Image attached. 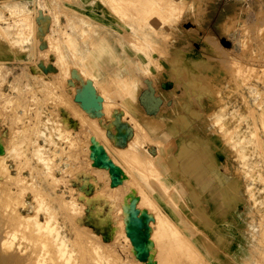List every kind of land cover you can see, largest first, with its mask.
<instances>
[{
  "label": "rangeland",
  "instance_id": "obj_1",
  "mask_svg": "<svg viewBox=\"0 0 264 264\" xmlns=\"http://www.w3.org/2000/svg\"><path fill=\"white\" fill-rule=\"evenodd\" d=\"M14 1L0 0V209L33 213L20 202L39 188L76 264L81 248L56 197L104 243L102 264H210L195 247L204 233L192 207L203 200L177 178L193 182L185 143L216 156V185L232 179L218 190L223 207L243 194L235 206L245 237L236 254L219 245L217 264H264V27L255 34L264 0H19L25 16L8 8ZM214 35L220 45L208 50L203 39ZM83 93L98 107L77 99ZM138 103L148 114L164 106L165 123Z\"/></svg>",
  "mask_w": 264,
  "mask_h": 264
},
{
  "label": "bare ground",
  "instance_id": "obj_2",
  "mask_svg": "<svg viewBox=\"0 0 264 264\" xmlns=\"http://www.w3.org/2000/svg\"><path fill=\"white\" fill-rule=\"evenodd\" d=\"M5 1H14V0H5ZM21 1V0H20ZM19 0L14 1L15 4L8 5V8H15L16 12H21L25 15L27 8L25 7L24 3H21ZM110 1V0H108ZM111 1H116L117 4H121V2L125 0H111ZM250 1V0H248ZM185 2V1H184ZM245 2V1H244ZM254 2V1H253ZM260 3V2H259ZM250 6V2L247 3ZM258 3L256 4V6ZM263 5V4H262ZM122 6V5H121ZM248 6V5H247ZM246 6V7H247ZM242 7V6H241ZM113 8V7H112ZM250 8V7H249ZM183 9V8H182ZM13 9L12 11L15 12ZM246 10V9H245ZM251 11V10H250ZM4 12V11H3ZM256 12V11H255ZM254 12V13H255ZM260 13V11H258ZM257 12V13H258ZM21 13L19 15H21ZM263 13V11H262ZM17 14V13H16ZM258 15V14H256ZM255 17V16H254ZM246 18V17H245ZM261 19L262 15L260 16ZM0 19L4 20V16L2 15V12L0 11ZM260 19V20H261ZM240 20V19H239ZM242 20V19H241ZM237 21V20H236ZM243 21V20H242ZM259 21V20H257ZM233 23V22H232ZM244 23V22H243ZM253 23V22H252ZM242 25V24H241ZM247 25V24H246ZM250 25V24H249ZM253 25V24H252ZM256 25V24H255ZM254 25V26H255ZM232 24L230 25V27ZM244 26V25H243ZM223 27V26H222ZM234 27V26H233ZM245 27V26H244ZM244 27L243 30L245 29ZM257 27V26H256ZM264 23L256 28L255 34L260 36L261 30H263ZM247 28V26H246ZM232 29V28H230ZM241 29V27H240ZM229 30V29H228ZM242 32V29H241ZM263 32V31H262ZM204 40V46L209 50L212 48V46L215 44L220 45L218 38L214 35L213 37V42L209 38H205ZM250 52V51H249ZM232 53V52H231ZM162 54V53H161ZM101 55V54H100ZM105 55V54H104ZM106 56V55H105ZM145 56V55H144ZM104 58V57H103ZM144 58V57H143ZM146 58V57H145ZM225 58V57H224ZM148 59V58H147ZM227 59V58H226ZM146 60V59H145ZM223 60V59H222ZM225 61V60H224ZM234 62V60H233ZM147 63V62H146ZM233 64V63H232ZM231 64V65H232ZM237 64V63H236ZM234 64V65H236ZM232 65V66H234ZM237 66V65H236ZM245 66V65H244ZM247 67V66H246ZM248 69V68H247ZM252 69V68H251ZM250 70V69H249ZM253 70V69H252ZM262 70V69H261ZM245 71V70H244ZM251 71V70H250ZM238 72V71H237ZM233 73V72H232ZM247 73V72H246ZM244 73V74H246ZM249 73V72H248ZM253 73V72H252ZM241 74V73H240ZM254 75V74H253ZM241 76V75H240ZM261 76V75H260ZM259 76V77H260ZM242 77V76H241ZM243 80V77L241 78ZM258 80V79H257ZM246 82V81H245ZM260 96V93H259ZM262 96V95H261ZM10 100V99H9ZM92 97L89 95H85L83 98V103L88 104L91 106L92 103ZM97 105L96 102L94 104L92 103V106ZM86 106V105H85ZM84 106V107H85ZM89 106V107H90ZM98 107V106H97ZM221 110V109H220ZM251 111V110H250ZM252 112V111H251ZM46 115V114H45ZM226 115V114H225ZM224 115V116H225ZM49 116V115H48ZM143 116V115H142ZM261 116V115H260ZM144 117V116H143ZM253 117V116H252ZM262 118L259 117V120L261 119L264 121L263 116ZM54 118V117H53ZM49 119V118H48ZM47 119V120H48ZM150 119V118H149ZM46 120V121H47ZM216 120H220V115L216 118ZM215 120V121H216ZM49 122V121H48ZM47 122V123H48ZM54 122V120H53ZM219 123V122H218ZM217 123V124H218ZM261 123V122H260ZM264 123V122H262ZM216 124V123H215ZM54 125L55 122H54ZM222 126V125H221ZM253 127V126H252ZM54 131L52 132L55 135H60L62 134L61 131L63 129H60V126H52ZM222 128V127H221ZM237 129V128H235ZM221 130V129H220ZM18 131V130H17ZM43 132V131H42ZM51 132V131H50ZM226 132V131H225ZM229 132V131H227ZM52 134V133H51ZM227 135V133L225 134ZM224 135V136H225ZM45 136V135H44ZM61 136V135H60ZM232 136V135H231ZM255 136V135H254ZM46 137V136H45ZM249 138H251L249 136ZM253 138V137H252ZM242 141V137L240 138ZM259 139V137L257 138ZM233 140V139H232ZM245 140V139H244ZM228 141V140H227ZM235 142V141H234ZM250 142V141H249ZM236 143V142H235ZM233 144V146L235 145ZM241 143V142H239ZM55 144V143H54ZM248 144V143H247ZM256 144V143H255ZM245 145V144H244ZM38 146V145H37ZM55 147V146H54ZM259 147V146H258ZM17 149V148H16ZM10 150V149H9ZM240 150V149H239ZM11 151V150H10ZM242 151V150H241ZM12 152V151H11ZM45 152L42 150V146L39 145V148L36 147L34 150V154L40 160L43 162V165L46 167V172L50 171V168L52 169V165L50 166L49 160L47 154H44ZM51 153V152H50ZM101 154V153H100ZM34 155V156H35ZM54 155V154H53ZM241 155V154H240ZM239 155V156H240ZM95 156V155H94ZM99 156V154H98ZM242 156V155H241ZM20 157V156H19ZM18 157V159H19ZM100 157V156H99ZM102 157V156H101ZM100 157V158H101ZM252 157V156H250ZM4 157H0V160H3ZM98 158V157H97ZM241 158V157H240ZM17 159V160H18ZM241 160V159H240ZM244 160V159H243ZM3 162V161H2ZM28 162V161H27ZM51 163V162H50ZM1 164V162H0ZM245 164V163H244ZM242 164V165H244ZM6 165V164H3ZM24 166V165H23ZM27 166V165H26ZM107 166V163H106ZM2 167V166H1ZM19 168V167H18ZM26 168V167H25ZM246 168V167H245ZM3 169V168H2ZM5 169V167H4ZM7 170V169H5ZM248 170V169H247ZM51 173V172H49ZM48 173V174H49ZM46 175V174H45ZM50 175V174H49ZM52 175V174H51ZM115 175V174H114ZM117 176V175H116ZM115 176V177H116ZM17 177V176H16ZM48 177V176H47ZM118 178V177H117ZM16 179V178H15ZM20 179V178H19ZM56 179V178H54ZM21 180V179H20ZM124 182L126 179H123ZM15 181V180H14ZM23 181V180H22ZM16 182V181H15ZM49 182V181H48ZM53 182V181H52ZM117 182V181H116ZM119 182V181H118ZM122 182V181H120ZM237 182V180L235 181ZM23 183V182H22ZM249 185V184H248ZM247 185V186H248ZM24 187V186H23ZM28 187V186H27ZM30 187V186H29ZM119 187V186H118ZM117 187V188H118ZM31 188V187H30ZM33 188V187H32ZM39 189V188H38ZM36 188H33V196L32 200L27 201L26 199L21 198L20 202L24 206H29L32 209H34L33 213H25L22 214L16 209H12L11 211H5L4 212L0 209V264H76L74 263L73 260H75L74 255L77 253L76 249L71 247L68 243L67 239V234L63 232V229L57 224V221L54 216V209L51 206V204L45 200V198L42 197L44 194H40L41 190H38ZM63 192V191H62ZM6 193V192H5ZM58 194V193H57ZM45 195V194H44ZM62 195V194H61ZM252 195V194H251ZM250 195V196H251ZM49 195L45 196L46 198ZM249 196V197H250ZM62 197V196H61ZM61 197H56L55 199L57 200V204H59V207L64 209V217L67 219L71 227L73 228V233H74V242L76 241L79 245L80 249V255L81 257L80 261L81 264H102L101 260L107 259V255L103 253L106 250L104 249V243L103 245L100 244V242H97V240H92L93 235L90 233L91 231H85L79 228L78 226V219H80V209L76 210L77 207L73 205V203H69L66 201V199H62ZM2 198V196H1ZM52 198V197H50ZM85 198V197H84ZM4 202V201H3ZM254 203V202H253ZM6 204V203H5ZM4 205V204H3ZM0 207H3L2 204L0 203ZM55 207V206H54ZM92 207V206H91ZM79 208V207H78ZM98 208V207H96ZM43 212V217L44 219L41 220L38 216L39 214ZM89 218V217H88ZM105 217H101L96 221V224H100L101 222H104ZM68 222V223H69ZM139 222V221H138ZM63 225V224H61ZM69 226V225H68ZM129 226V225H128ZM223 226V225H222ZM69 228V227H68ZM83 228V227H82ZM70 229V228H69ZM139 231V228L136 226L128 227V232L130 235H134L135 233L137 234ZM71 232V231H70ZM134 233V234H133ZM95 237V235H94ZM96 238V237H95ZM32 241L30 242V240ZM97 239V238H96ZM30 242V243H29ZM28 243V244H27ZM75 245V243H74ZM38 246V248H37ZM36 247V248H34ZM107 247V246H106ZM38 249V251L36 250ZM75 249V250H74ZM108 251V250H107ZM75 252V254H74ZM111 252V251H110ZM145 254V253H144ZM143 254V255H144ZM111 255V254H110ZM109 255V256H110ZM186 258L185 255L182 257V260ZM77 259H78V254H77ZM76 259V260H77ZM109 259V257H108ZM75 260V261H76ZM195 260V257L193 256L192 259L190 257V262L193 263L192 261ZM105 261V260H103ZM112 261V259H111ZM107 262V261H106ZM113 262V261H112ZM109 263V262H108ZM79 264V263H78Z\"/></svg>",
  "mask_w": 264,
  "mask_h": 264
},
{
  "label": "crops",
  "instance_id": "obj_3",
  "mask_svg": "<svg viewBox=\"0 0 264 264\" xmlns=\"http://www.w3.org/2000/svg\"><path fill=\"white\" fill-rule=\"evenodd\" d=\"M142 90L143 89L141 88L137 92V94L139 95L138 97H140V93ZM139 106L140 109L144 111V116L150 115L158 124L165 123L166 119L164 115V106L160 105L153 114L147 113L148 110L145 109V105L139 104ZM181 146L184 152V161L191 162L192 167H190V169L186 171L189 172V175L191 176L193 182H190L188 179L185 181L183 179L181 181L182 178L180 177H177L178 181L183 183V185L187 184L188 187L192 185V191L189 190L188 192L192 195L194 201L195 199H198L199 201L203 200V206H201V202H195L192 207V215L194 217L196 216V218H198L199 220V226L197 227L195 225L194 230L196 229L204 233H199V239H195V247H198L205 254L204 258L208 260V263L217 264L221 258L220 256H218L219 245H222V247L227 248L230 252L236 254L239 248L237 237L240 236L242 239L245 237L243 235V232L237 230L236 225H242L243 214H246L241 209L242 205L235 206L237 200L242 198L243 194L240 193V197L235 200L236 203L231 208L223 207L218 201L220 200L218 190H220L224 184L233 185L232 179L230 182H228V180L226 179L225 182H222L221 186L216 185V180H218L219 178L216 176V171L212 168L213 165L215 166L218 161L216 156H213L208 152H201V156L193 150L194 148H192L191 145H186L185 143H182ZM155 151H157V147ZM202 158L207 162L203 161ZM206 169H210L211 171H209L208 173ZM242 186L243 185L241 184L239 188H241ZM238 192L240 191L238 190ZM156 195L160 197L158 193ZM162 201L166 204V201L164 199ZM170 209L172 208L170 207ZM221 220H223L224 223L223 226L218 229L217 225ZM200 226H202V228ZM245 228L246 227L244 226L241 227L242 230H244ZM202 235L203 237L201 239ZM242 239H240L241 242H244V240ZM226 263L229 264L228 261H226Z\"/></svg>",
  "mask_w": 264,
  "mask_h": 264
},
{
  "label": "built area",
  "instance_id": "obj_4",
  "mask_svg": "<svg viewBox=\"0 0 264 264\" xmlns=\"http://www.w3.org/2000/svg\"><path fill=\"white\" fill-rule=\"evenodd\" d=\"M232 2H244V1H248V0H229ZM131 131V126L129 127V132Z\"/></svg>",
  "mask_w": 264,
  "mask_h": 264
},
{
  "label": "water",
  "instance_id": "obj_5",
  "mask_svg": "<svg viewBox=\"0 0 264 264\" xmlns=\"http://www.w3.org/2000/svg\"><path fill=\"white\" fill-rule=\"evenodd\" d=\"M83 97H84V93H83V95L77 96V99L83 100ZM96 100H98V99H96ZM96 106L97 105H94V108H96Z\"/></svg>",
  "mask_w": 264,
  "mask_h": 264
}]
</instances>
